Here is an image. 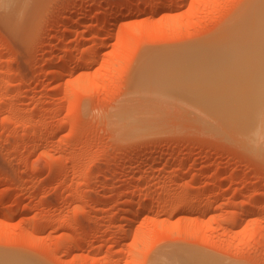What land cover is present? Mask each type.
<instances>
[{"label": "rangeland", "instance_id": "1", "mask_svg": "<svg viewBox=\"0 0 264 264\" xmlns=\"http://www.w3.org/2000/svg\"><path fill=\"white\" fill-rule=\"evenodd\" d=\"M252 1L0 0V264H264V144L137 80Z\"/></svg>", "mask_w": 264, "mask_h": 264}, {"label": "bare ground", "instance_id": "2", "mask_svg": "<svg viewBox=\"0 0 264 264\" xmlns=\"http://www.w3.org/2000/svg\"><path fill=\"white\" fill-rule=\"evenodd\" d=\"M249 8L225 31L227 32L226 36L223 35L224 37L216 38L211 42L209 40L207 45H203L198 49L185 50L183 52L177 51L179 54L172 53L173 56H171L172 54H166L168 55V59H164V61H169L163 63V58L162 61L160 60L162 56L157 55L160 57V64L159 61H156L159 64L158 66L156 63L154 64H156V68L159 67L160 69L153 70L152 68L150 70H144L138 76L139 79L137 78V80L139 82H137H141V84L148 83V87L151 85L161 93L180 91L188 94L189 92L200 91L196 94L197 100L203 103L202 105L207 106L209 110L210 108L213 109L215 114L219 116L216 118L219 119L221 117L226 122L225 124L228 127L225 128L234 130L235 134H238L240 137L242 135L247 145L250 146L249 150L252 148L251 151H256L257 148L258 153H260L259 151L262 150L264 144V0L252 1ZM90 16L87 19L90 20ZM107 23L105 22L104 25L106 26ZM67 29L69 32H72L70 28ZM222 34L224 33L222 32ZM198 43L193 48H197ZM87 45L85 44L84 50L89 53L87 50H90L91 46L89 47ZM148 57L147 59H149ZM151 58L155 59L154 56H151ZM67 64H69L68 58L63 61V66L65 67ZM163 64L164 66L161 68L160 65ZM57 71L59 72V70ZM223 120L221 122H224ZM140 127L132 128V134H138L140 133L139 131L144 133L147 130L146 128L142 132V128ZM231 133L232 135L234 134L230 131ZM233 136L235 137V135ZM237 140L239 141V139ZM242 142L240 143L242 144ZM261 152V154L264 153L263 150ZM127 200H130V197L129 199L126 198ZM147 203H143L144 205L141 204L143 206L142 208H147L152 205V203ZM258 217H261V215H258ZM80 242L82 243L83 241L81 240ZM69 245L73 247L72 242H69ZM70 249L74 250V248ZM206 259L208 260V258ZM203 260L201 259L202 263H196L216 264L215 261L213 263V260L210 262Z\"/></svg>", "mask_w": 264, "mask_h": 264}]
</instances>
